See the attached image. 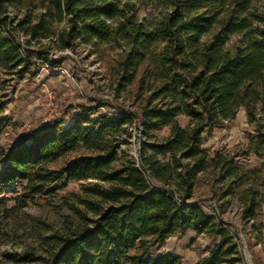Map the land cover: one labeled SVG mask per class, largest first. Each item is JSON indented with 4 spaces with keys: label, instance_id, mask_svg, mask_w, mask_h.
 <instances>
[{
    "label": "trees",
    "instance_id": "1",
    "mask_svg": "<svg viewBox=\"0 0 264 264\" xmlns=\"http://www.w3.org/2000/svg\"><path fill=\"white\" fill-rule=\"evenodd\" d=\"M145 3L149 20L134 0H0V213L21 182L27 199L86 182L59 194L69 212L40 236V250L7 254L22 264H182L160 247L188 230L212 241L201 264H245L239 233L253 264H264V0ZM78 46L99 53L117 88L133 89L134 110L81 103L67 125L53 118L2 144L4 76L33 77V55L47 61L52 49ZM239 108L251 127L246 140L208 152L203 134ZM135 125L144 138L136 159L126 150ZM251 155L261 160L243 165ZM232 201L240 228L220 219Z\"/></svg>",
    "mask_w": 264,
    "mask_h": 264
},
{
    "label": "rangeland",
    "instance_id": "2",
    "mask_svg": "<svg viewBox=\"0 0 264 264\" xmlns=\"http://www.w3.org/2000/svg\"><path fill=\"white\" fill-rule=\"evenodd\" d=\"M134 1L139 8V18L149 20L153 12L150 5L145 3L148 0ZM113 53L114 51L105 50L103 55L109 58ZM31 60L37 63L31 68V70L37 69L35 76L25 75L18 81L6 80L8 77L4 76V88L1 93L6 94L10 99L1 114L8 121L1 136L2 144L15 145L26 134L44 127L53 118H62V125H67L71 114L78 111L77 107L81 103H102L104 105L98 108L102 112H113L120 107L134 110L137 106L133 89L117 88L109 68L99 53L91 48L78 46L63 53L52 49L47 61L38 59L36 55H33ZM52 61H58V67L63 70H55L57 67L51 65ZM49 93L55 105L52 116H49L50 113L45 107ZM179 121L185 126L188 118L180 116ZM165 132L166 130L163 129L158 134ZM249 132L251 127L246 123L244 110L239 108L232 120L203 134V147L208 152L222 146L236 148L246 140ZM129 141L127 152L137 155L139 145L144 141L140 126L135 125L132 128ZM260 160L251 155L241 160V163L252 166ZM24 183L17 185V192L11 194L5 202L6 212L0 213V264H22L7 256L8 253L19 255L26 251L40 250V236L57 229L69 212L68 205L59 194L65 191H78L80 185L86 182L70 181L58 195L41 199L24 198L19 193ZM199 194V198L205 204L209 203V191L206 186L201 187ZM237 210V204L232 201L226 212L220 215V219L233 228H240L236 217ZM262 213H264V204H262ZM239 238L245 264H253L242 233H239ZM211 246L210 238L188 230L182 235L171 234L161 245L160 251H169L178 255L182 264H201L200 258L208 254ZM259 248L260 246L256 245L254 250Z\"/></svg>",
    "mask_w": 264,
    "mask_h": 264
},
{
    "label": "built area",
    "instance_id": "3",
    "mask_svg": "<svg viewBox=\"0 0 264 264\" xmlns=\"http://www.w3.org/2000/svg\"><path fill=\"white\" fill-rule=\"evenodd\" d=\"M25 40H26V37L25 36H20L19 37V47H18V51H19V54L21 55V57L25 58L26 57V52H25V49H26V45H25ZM50 69L54 70L53 68L50 67ZM55 70H63L62 68L58 67L55 69ZM45 107L46 109L49 111V116L51 115L52 116V111L55 109V105H54V102L52 101V96H51V93L48 94V97H47V102L45 103ZM102 107V106H100ZM77 109L79 110V107H77ZM107 112V111H105ZM110 114V112H107ZM4 134V132L2 133V135ZM132 155L133 158H137V155L135 153H130Z\"/></svg>",
    "mask_w": 264,
    "mask_h": 264
},
{
    "label": "crops",
    "instance_id": "4",
    "mask_svg": "<svg viewBox=\"0 0 264 264\" xmlns=\"http://www.w3.org/2000/svg\"><path fill=\"white\" fill-rule=\"evenodd\" d=\"M258 245V244H257ZM256 246V245H255ZM255 246H254V249H255Z\"/></svg>",
    "mask_w": 264,
    "mask_h": 264
}]
</instances>
